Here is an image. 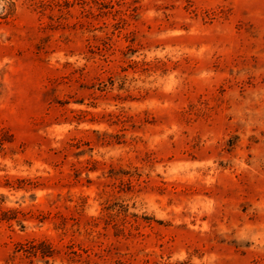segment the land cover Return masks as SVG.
<instances>
[{"label":"rangeland","instance_id":"374dc122","mask_svg":"<svg viewBox=\"0 0 264 264\" xmlns=\"http://www.w3.org/2000/svg\"><path fill=\"white\" fill-rule=\"evenodd\" d=\"M0 264H264V0H0Z\"/></svg>","mask_w":264,"mask_h":264}]
</instances>
